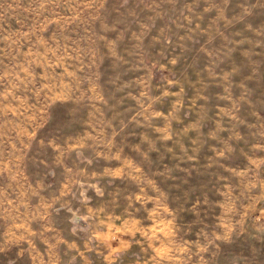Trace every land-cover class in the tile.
<instances>
[{
    "label": "rangeland",
    "instance_id": "1",
    "mask_svg": "<svg viewBox=\"0 0 264 264\" xmlns=\"http://www.w3.org/2000/svg\"><path fill=\"white\" fill-rule=\"evenodd\" d=\"M15 171L109 264H264V0H0Z\"/></svg>",
    "mask_w": 264,
    "mask_h": 264
},
{
    "label": "crops",
    "instance_id": "2",
    "mask_svg": "<svg viewBox=\"0 0 264 264\" xmlns=\"http://www.w3.org/2000/svg\"><path fill=\"white\" fill-rule=\"evenodd\" d=\"M5 178L0 188L4 196L0 217L6 221L0 229V264H102L125 253L122 233H113L102 223L94 221L90 231H76L68 225L67 233L62 232L38 189L23 192L30 178L25 172H7ZM30 194H38L39 202ZM131 260L139 264L136 258Z\"/></svg>",
    "mask_w": 264,
    "mask_h": 264
}]
</instances>
